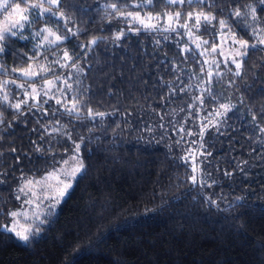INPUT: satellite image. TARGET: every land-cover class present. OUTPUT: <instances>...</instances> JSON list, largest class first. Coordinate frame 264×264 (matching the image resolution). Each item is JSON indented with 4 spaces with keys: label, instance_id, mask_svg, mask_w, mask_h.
I'll return each instance as SVG.
<instances>
[{
    "label": "trees",
    "instance_id": "16d2710c",
    "mask_svg": "<svg viewBox=\"0 0 264 264\" xmlns=\"http://www.w3.org/2000/svg\"><path fill=\"white\" fill-rule=\"evenodd\" d=\"M113 2L64 0L81 32L45 54L68 65L54 64L47 73L72 85L56 81L66 97L56 88L45 96L41 77L26 82L11 72L27 67L24 54L31 56L34 44L6 41L0 63L8 71H0V81L16 79L6 89L10 102L28 104L17 112L0 91V224L9 222V211L24 208L18 189L48 170L53 153L59 160L65 149L71 152L73 140L80 143L87 171L30 242L0 229V264H264V48H250L239 70L210 60L226 34L253 42L232 9L246 13V5H254L264 20L261 6L257 0H211L209 9L207 3L154 0L136 9L142 0H125V11H140L142 18L151 13L162 20L180 11L184 23V14L193 10L217 17L211 25L202 21L198 30L190 22L188 29L174 25L176 31H165L145 30L113 14L105 8ZM219 19L228 27L221 29ZM94 37L103 39L89 45ZM64 50L72 60L63 59ZM18 84L40 90L39 103ZM53 95L65 103L76 95L81 118L68 115ZM220 104L235 107L220 116ZM88 108L106 115L90 119ZM190 153L186 163L182 158Z\"/></svg>",
    "mask_w": 264,
    "mask_h": 264
},
{
    "label": "snow or ice",
    "instance_id": "6c2138e0",
    "mask_svg": "<svg viewBox=\"0 0 264 264\" xmlns=\"http://www.w3.org/2000/svg\"><path fill=\"white\" fill-rule=\"evenodd\" d=\"M238 2V0H237ZM154 0H142V3H136L134 7L140 9L143 6L151 5ZM169 4L172 5H195L199 7L208 4L209 9L213 7L211 0H168ZM257 3L261 6L260 11L264 12V0H257ZM128 7L125 0H115V2L105 6L106 9H111L113 14H117L119 17H123L127 20L129 17L132 21L139 23L145 30H156L158 24H152L150 21L161 19V15L157 14L153 16L151 13H147L145 17H141L140 11H125ZM249 9L248 12L242 13L239 7L232 9V16L239 18L242 23L246 25L245 34L249 35L253 42L249 43V40L235 38V34L232 35L233 42L238 44L239 47L236 49L235 57H240L237 60L235 57L232 59V63L235 64L236 69H241L243 66V57L249 55V49L264 48V20H261L258 14L257 7L254 5H246ZM167 18L168 25L165 27V31H176L177 25L180 28L188 29L189 23L193 22V27L197 30L201 26V22L205 25H211L212 21L217 20L216 15L211 11H188L184 14V23H180V17L182 13L180 11L169 12L164 14ZM0 55L6 54L8 51V45L6 41L9 37H14L17 39L28 40L29 36L24 35L25 29H33L35 25L40 24L43 21L42 26L31 32L32 38H39L38 42L33 45V53L28 56L27 53L24 55L27 58V67L16 66L10 69L11 72L18 73L19 76L26 78L27 81H34L36 77H41L46 88L44 89V95L48 96L49 92L56 88L65 97L67 93L64 89L58 88L56 81L62 80L68 89L72 88V85L68 83L66 78L56 75L54 79H48L47 73L53 71L52 65L59 64L61 68L68 67L67 64L60 63L59 60L48 61L47 55L45 53L58 50L64 44L65 41L70 40L72 37H77L81 29L75 27L72 16L66 13L64 10V0H0ZM250 17V19H248ZM52 22L53 26L49 25ZM218 24L221 29L228 27L226 19H219ZM73 24V27H69V24ZM75 27V30H74ZM63 29V31H62ZM131 30V29H130ZM138 32L139 29H136ZM124 35L123 31L118 33L114 38L120 39ZM189 35H191V30H189ZM103 39L102 37H94L89 40V45H96L98 40ZM204 43H207L205 41ZM83 47H87L86 45ZM197 47H200L198 44ZM43 49V51H41ZM190 51L191 49H185ZM212 51H216L213 47ZM43 56V60L40 57ZM63 59L72 60L73 58L69 55L67 50L63 51ZM75 67V63L72 65ZM0 71H8L3 63H0ZM77 71H82V69H77ZM236 75H240L237 71ZM208 76L211 77V71L208 72ZM78 82V81H77ZM209 83L211 80L208 81ZM16 79H9L0 81V91L3 92V100L9 102V106L20 112L23 105L28 104V99L18 100L15 103L10 102V96L6 91L9 84H16ZM19 89H25L24 84H18ZM24 95L37 100L39 103L40 90L35 86L31 87V91L27 89L24 90ZM51 99L55 100L56 104H62L68 115L76 113L77 119H80L79 113L82 111L80 105L82 101L73 95L71 99L65 103L63 99L57 98L56 96H51ZM44 100L43 103H47ZM202 102V101H201ZM71 105V106H69ZM37 105H31V107H36ZM234 105L231 104H220L219 108L223 111H217L216 115L226 116L228 112L232 111ZM46 113V110H45ZM106 114L103 112H94L91 108L87 109V117L90 119H95L97 116L103 118ZM256 116H253V120ZM3 113L0 112V123H3ZM55 132H59V129H53ZM183 131V129H181ZM264 131V129H261ZM203 131H201V136ZM69 140L72 139L71 134L67 137ZM83 140L81 139V143ZM15 151V149H13ZM36 151H42L39 147ZM51 151V149H49ZM80 143L72 141V151L69 152L65 149V154L56 160V154L53 153L54 163L48 168V170L41 175V177H33L28 179L23 187L18 189L20 193H23L27 200L23 203L28 205L33 209L32 214L29 215L28 212L23 210L9 211L7 215L11 218L7 224H0V229L5 233H11L20 241L25 243L30 242V239L40 232V225L46 223L47 216L52 215L54 210L63 199L70 193L74 185L77 183L78 179L86 174L87 166L84 163V158L80 154ZM211 155V153H208ZM192 158V154L183 157L184 161L187 163L188 160ZM246 163V162H245ZM193 171H196L193 168ZM225 175H231V173L226 172ZM193 184L197 183V176L193 175L190 177ZM211 185H209L210 187ZM37 189H39V194H37ZM31 193V195H29ZM19 199V196H17ZM211 200V197H208ZM213 204L216 201H212ZM44 210H47L45 213ZM0 214H3L0 211ZM44 216L42 219L41 217ZM23 221V222H22Z\"/></svg>",
    "mask_w": 264,
    "mask_h": 264
},
{
    "label": "rangeland",
    "instance_id": "374dc122",
    "mask_svg": "<svg viewBox=\"0 0 264 264\" xmlns=\"http://www.w3.org/2000/svg\"><path fill=\"white\" fill-rule=\"evenodd\" d=\"M2 19H3V17H0V20H2ZM150 23L158 24V27H164V28L168 25L167 18L159 20V21L152 20V21H150ZM174 25L175 24H173V26ZM35 30H36L35 28H33V29H27L26 28L24 31V35L29 36V39L28 40L19 39V40L30 41L35 45L39 40V38H32L31 37V32L35 31ZM232 35L233 34H226L225 36H223L220 44L217 47H215L216 51H214V52L212 51L210 60H211V63L213 65L215 64L219 67L220 64L232 63V59H233V57H235L236 49L239 47L238 44L233 42ZM235 38L237 40H239V38L236 35H235ZM41 51H43V49H41ZM235 58L237 60L240 59V57H235ZM36 191H37V194H39V189H37ZM29 195H31V193H29ZM27 199H28V197L25 196V200H27ZM22 210L28 212L29 215H31L32 211H33V209L31 207H29L28 205H25V204H24V208ZM44 211H45V213L47 212V210H44ZM43 217L44 216H42L41 218H43Z\"/></svg>",
    "mask_w": 264,
    "mask_h": 264
}]
</instances>
